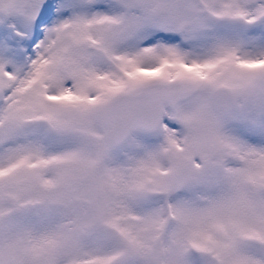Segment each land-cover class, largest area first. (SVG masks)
<instances>
[{"label": "snow or ice", "instance_id": "obj_1", "mask_svg": "<svg viewBox=\"0 0 264 264\" xmlns=\"http://www.w3.org/2000/svg\"><path fill=\"white\" fill-rule=\"evenodd\" d=\"M0 264H264V0H0Z\"/></svg>", "mask_w": 264, "mask_h": 264}]
</instances>
